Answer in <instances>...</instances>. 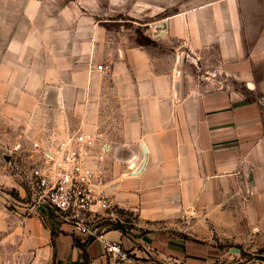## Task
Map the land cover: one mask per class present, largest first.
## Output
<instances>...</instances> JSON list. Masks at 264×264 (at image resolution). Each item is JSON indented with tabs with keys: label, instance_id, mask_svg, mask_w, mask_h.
<instances>
[{
	"label": "crops",
	"instance_id": "1",
	"mask_svg": "<svg viewBox=\"0 0 264 264\" xmlns=\"http://www.w3.org/2000/svg\"><path fill=\"white\" fill-rule=\"evenodd\" d=\"M58 10L10 38L0 17L4 99L18 109L30 91L60 89L64 105L87 107L109 95L92 120L110 118V190L152 232L132 239L113 226L85 235L46 223L41 209L0 210L1 244L11 251L3 264H107L104 240L169 264H237L233 245L214 236L240 251L264 247V0H190L167 18L163 38L178 40L170 64L146 45L119 43L98 2ZM210 50L216 62L188 74L185 54L204 63ZM201 233L211 238L193 236Z\"/></svg>",
	"mask_w": 264,
	"mask_h": 264
},
{
	"label": "rangeland",
	"instance_id": "2",
	"mask_svg": "<svg viewBox=\"0 0 264 264\" xmlns=\"http://www.w3.org/2000/svg\"><path fill=\"white\" fill-rule=\"evenodd\" d=\"M86 1L92 7L98 2L103 11L102 20L105 21L112 35L119 43L126 46L146 45L151 52L164 59L165 64H170L173 57H178V40H168L166 34L167 18L178 13L182 8L190 5V0H0V17L5 14L7 21V37L14 35L15 28L22 32H34L32 25L47 22L48 18H55L58 9L62 5H75ZM90 3V4H89ZM100 11V12H101ZM89 13V11H87ZM31 25V26H30ZM2 32V31H1ZM122 41V42H121ZM112 44H118L113 43ZM186 55L185 69L188 74H204L208 64L216 62V52L210 50L204 54V63H194L190 56ZM33 60V59H32ZM37 61V59H36ZM60 86V84H59ZM22 92V91H21ZM27 92V91H23ZM30 91L25 102L20 108L8 105L4 99L6 92L0 88V210L10 212L21 210L27 214L33 206V198L27 186V167H30L40 155L35 150L34 143L41 142L44 146L52 135L61 136L70 129H95L99 127L110 135V114L106 113L105 121L98 122L92 119L100 110L98 103L102 100V93L94 95L93 105L87 107L66 106L62 103V94L59 90L47 89ZM20 93V92H19ZM49 94H55L54 100L48 98ZM37 96L35 100L33 96ZM104 97H110L107 94ZM108 102V107L110 101ZM60 101V103H53ZM95 103L97 105H95ZM84 115L90 119L84 122ZM82 128V129H83ZM94 131V130H92ZM110 140V136H108ZM42 210V209H41ZM109 226L118 225L124 233L132 239L136 236H146L150 225L144 224L136 210L130 208H118ZM189 225L190 223H185ZM204 227V224H200ZM3 232L0 233V264H3L10 250L1 244ZM166 236H175L170 230ZM179 236V234H178ZM201 240L211 238L207 234H195ZM214 239L222 246L240 248L230 241L220 242L217 236ZM234 257L233 263L237 264H261L264 257V247L256 250H243L230 252Z\"/></svg>",
	"mask_w": 264,
	"mask_h": 264
},
{
	"label": "built area",
	"instance_id": "3",
	"mask_svg": "<svg viewBox=\"0 0 264 264\" xmlns=\"http://www.w3.org/2000/svg\"><path fill=\"white\" fill-rule=\"evenodd\" d=\"M97 68L104 73L111 69L109 64ZM34 147L40 155L26 168L33 198L28 214L42 209L40 216L46 223H67L74 232L100 236L110 227L114 212L122 208L110 190L112 164L105 132L70 129L52 135L45 146L36 141ZM104 248L107 264H169L141 256L121 241L104 240Z\"/></svg>",
	"mask_w": 264,
	"mask_h": 264
},
{
	"label": "water",
	"instance_id": "4",
	"mask_svg": "<svg viewBox=\"0 0 264 264\" xmlns=\"http://www.w3.org/2000/svg\"><path fill=\"white\" fill-rule=\"evenodd\" d=\"M145 151H146V149H145ZM137 172H139V171H137ZM233 250L240 251V249L237 247H232L230 251H233ZM262 260L264 261V257L262 258Z\"/></svg>",
	"mask_w": 264,
	"mask_h": 264
},
{
	"label": "trees",
	"instance_id": "5",
	"mask_svg": "<svg viewBox=\"0 0 264 264\" xmlns=\"http://www.w3.org/2000/svg\"><path fill=\"white\" fill-rule=\"evenodd\" d=\"M115 228H120L118 225H116V226H114ZM55 227H54V225H53V227H52V230H53V232H54V229Z\"/></svg>",
	"mask_w": 264,
	"mask_h": 264
}]
</instances>
